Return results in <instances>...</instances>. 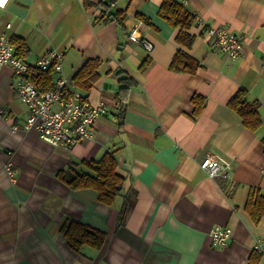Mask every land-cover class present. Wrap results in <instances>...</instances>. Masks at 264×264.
Wrapping results in <instances>:
<instances>
[{
  "label": "crops",
  "instance_id": "crops-1",
  "mask_svg": "<svg viewBox=\"0 0 264 264\" xmlns=\"http://www.w3.org/2000/svg\"><path fill=\"white\" fill-rule=\"evenodd\" d=\"M116 1L0 5V34L24 38L27 61L60 51L55 79L65 77L69 89L104 108L95 135L56 146L36 126L26 128L29 108L16 90L15 71L0 67V264H264V252L253 249L264 238V216L256 223L247 209L251 189L264 191V0H178L194 17L187 29L194 37L187 48L193 71L170 66L184 46L176 39L180 27L158 14L164 0ZM111 12L118 20L105 21ZM221 24L244 36L236 58L207 34ZM134 27L152 49L130 40ZM89 58L103 61L101 75L89 90L79 89L73 76ZM240 87L261 104L257 129L228 103ZM195 95L204 100L199 111ZM107 151L126 176L123 193L136 192L123 222L124 195L109 205L95 189L63 179L71 167L90 171L83 162ZM208 154L233 163L231 181L200 167ZM67 219L102 232L103 242L73 249L61 231ZM218 225L232 228L219 248L210 236Z\"/></svg>",
  "mask_w": 264,
  "mask_h": 264
},
{
  "label": "built area",
  "instance_id": "built-area-1",
  "mask_svg": "<svg viewBox=\"0 0 264 264\" xmlns=\"http://www.w3.org/2000/svg\"><path fill=\"white\" fill-rule=\"evenodd\" d=\"M8 1L4 0L0 5L5 6ZM246 29L249 32L252 30L250 27ZM206 31L214 44L231 58L239 56L245 44L244 36L236 33L230 24L210 25ZM141 36L138 27H134L129 34L130 40L139 41L152 49L153 43ZM62 59L60 51L51 49L31 63L16 54L15 45L9 36L0 34V67L9 64L15 71L16 90L29 108L26 128L36 126L40 137L45 141L56 146L70 147L95 135L94 125L103 114L104 108L102 103H93L79 90L69 89L68 79L65 77L57 78L54 87L49 90H42L37 86L32 79L34 69L46 70L52 66L53 71L58 73L62 70ZM200 167L212 177L231 181L234 165L217 155L208 154L202 159ZM8 169L13 175L14 170L10 164ZM210 236L214 247H223L230 241L232 229L218 225L211 229ZM253 249L263 253L264 238L256 239Z\"/></svg>",
  "mask_w": 264,
  "mask_h": 264
},
{
  "label": "trees",
  "instance_id": "trees-1",
  "mask_svg": "<svg viewBox=\"0 0 264 264\" xmlns=\"http://www.w3.org/2000/svg\"><path fill=\"white\" fill-rule=\"evenodd\" d=\"M158 14L173 25L180 27L176 39L184 47H180L176 51L170 66L175 69L187 68L188 71H193L196 62L187 50V48L192 46L194 39L193 35L187 30L194 22L193 15L184 4L178 0H164L158 10ZM103 17H106L105 21L108 19L118 20L119 18L118 12H111ZM140 17L142 19V16ZM11 41L15 45L17 55L21 57L27 55L29 46L24 38L14 36L11 38ZM102 63L103 61L100 58L87 59L73 76L75 86L79 89L89 90L101 75L99 69ZM32 79L35 80L40 89L49 90L54 87L55 72L52 66L46 70L35 68ZM122 88H127V86H122ZM83 95L87 97V95ZM193 101L196 103L197 111L204 105V100H201V98L198 99L196 95L193 97ZM228 103L241 115L247 127L257 129L260 126L261 104L259 101L249 98L248 90L245 87H240L231 96ZM262 141L264 143V136ZM83 163L88 166L90 171L79 172L71 167L73 173L68 174V177L63 176L64 181L73 188L90 187L95 189L98 192L99 200L109 205H113L117 197L124 195L125 199L121 209V222H123L136 202V192L132 190V195L130 190L127 194L123 193L126 176L119 172L118 161L114 153L112 151H107L101 158L86 160ZM247 209L254 221L258 223L264 216V191L256 187L251 189L247 202ZM61 231L67 237L70 246L76 250H79L83 243L100 245L104 239V234L102 232L92 230L84 226L81 222L73 219L65 220L61 226ZM94 234L99 238V241H95Z\"/></svg>",
  "mask_w": 264,
  "mask_h": 264
},
{
  "label": "rangeland",
  "instance_id": "rangeland-1",
  "mask_svg": "<svg viewBox=\"0 0 264 264\" xmlns=\"http://www.w3.org/2000/svg\"><path fill=\"white\" fill-rule=\"evenodd\" d=\"M188 2V1H187ZM185 0L183 1V3H187ZM107 3L109 4V5H114V6H116L117 5V1L116 0H111V1H109V0H107ZM117 13V12H116ZM251 28V27H250ZM252 29V28H251ZM210 36V35H209ZM149 41V40H148ZM151 42V41H150ZM24 58V57H23ZM56 80V79H55ZM229 162H231V161H229ZM232 163V162H231ZM233 164V163H232ZM11 167H12V165H11ZM7 168H8V166H7ZM12 169L14 170V174L12 175L10 172V175H11V177H12V179H14L15 180V173H16V170L12 167ZM234 169V168H233ZM8 171H9V169H8ZM205 171V170H204ZM232 173H233V170H232ZM231 180H232V177H231ZM232 229V228H231Z\"/></svg>",
  "mask_w": 264,
  "mask_h": 264
},
{
  "label": "snow or ice",
  "instance_id": "snow-or-ice-1",
  "mask_svg": "<svg viewBox=\"0 0 264 264\" xmlns=\"http://www.w3.org/2000/svg\"><path fill=\"white\" fill-rule=\"evenodd\" d=\"M4 2V0H0V4H2Z\"/></svg>",
  "mask_w": 264,
  "mask_h": 264
}]
</instances>
